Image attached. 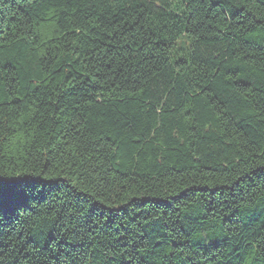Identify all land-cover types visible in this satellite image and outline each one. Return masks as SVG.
<instances>
[{
  "label": "trees",
  "instance_id": "obj_1",
  "mask_svg": "<svg viewBox=\"0 0 264 264\" xmlns=\"http://www.w3.org/2000/svg\"><path fill=\"white\" fill-rule=\"evenodd\" d=\"M0 264H264V0H0Z\"/></svg>",
  "mask_w": 264,
  "mask_h": 264
},
{
  "label": "snow or ice",
  "instance_id": "obj_2",
  "mask_svg": "<svg viewBox=\"0 0 264 264\" xmlns=\"http://www.w3.org/2000/svg\"><path fill=\"white\" fill-rule=\"evenodd\" d=\"M83 211H87V209H83ZM93 211H94V209H93Z\"/></svg>",
  "mask_w": 264,
  "mask_h": 264
}]
</instances>
